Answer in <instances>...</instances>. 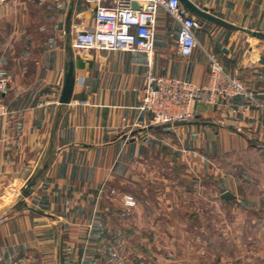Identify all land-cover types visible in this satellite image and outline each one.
<instances>
[{"label":"crops","instance_id":"1","mask_svg":"<svg viewBox=\"0 0 264 264\" xmlns=\"http://www.w3.org/2000/svg\"><path fill=\"white\" fill-rule=\"evenodd\" d=\"M192 1L237 29L226 40L227 27L204 20L194 53L181 57L175 51L178 25L161 10L149 67L140 51L73 46L76 32L95 22L94 5L85 0H7L0 16V69L12 72L13 81L3 96L8 112L0 118V206L21 193L43 160L49 162L25 198L27 206L0 219V264H90L81 244L94 237L90 229L97 221L111 226L116 204L106 196L113 189L144 196L149 164L153 180L167 182L169 205L193 168L224 175L223 165L231 163L237 188L254 173L264 178V38L253 33L264 32V0ZM210 55L252 97L239 95L231 105L193 102L194 119L153 124L140 109L147 71L202 85L209 80ZM70 62L74 88L63 104ZM160 160L169 166L166 177L158 171Z\"/></svg>","mask_w":264,"mask_h":264},{"label":"rangeland","instance_id":"2","mask_svg":"<svg viewBox=\"0 0 264 264\" xmlns=\"http://www.w3.org/2000/svg\"><path fill=\"white\" fill-rule=\"evenodd\" d=\"M160 162L158 171L166 177L169 166ZM207 168H193L169 205L167 182L153 180L149 164L143 179L146 194H119L113 189L106 196L116 204L110 212L111 226L97 221L90 229L94 237L81 244V253L90 264H264V178L254 173L237 188L230 176L231 163L223 165L224 175ZM139 203L143 211L137 209ZM99 215L96 212V220L102 218Z\"/></svg>","mask_w":264,"mask_h":264},{"label":"built area","instance_id":"3","mask_svg":"<svg viewBox=\"0 0 264 264\" xmlns=\"http://www.w3.org/2000/svg\"><path fill=\"white\" fill-rule=\"evenodd\" d=\"M94 5V25L76 32L73 46L98 50H134L147 55L149 67L155 49L157 18L166 11L178 25L176 53L188 57L194 53L199 41L196 29L201 26L199 18L190 13L181 0H85ZM7 0H0V16ZM209 80L199 85L168 74L148 70L144 77L142 111L148 112L153 124H173L190 121L197 111L193 102L205 105L227 104L244 95L252 97L242 80L229 74L215 55H210ZM13 81L9 70L0 69V118L8 112L4 93ZM87 103V100H78ZM246 104L241 112L249 110ZM8 264H22L12 259Z\"/></svg>","mask_w":264,"mask_h":264},{"label":"water","instance_id":"4","mask_svg":"<svg viewBox=\"0 0 264 264\" xmlns=\"http://www.w3.org/2000/svg\"><path fill=\"white\" fill-rule=\"evenodd\" d=\"M182 4L192 13H194L202 23L204 20H209L212 22H215L219 25L225 26L228 28L227 34H226V40L229 39V36L232 32V30L237 29V27L224 20L218 15L213 14L207 6H199L192 0H181ZM70 24H71V12L68 13L67 19H66V25L67 30H70ZM255 36L264 38V32L260 30H256L253 32ZM73 88H74V73H73V63L70 62L68 66V70L66 72L64 86L62 89V93L60 96V102L65 104L69 103L72 99L73 94ZM183 121H178L173 124H182ZM49 160H43L41 164L37 167L36 171L34 172L33 176L29 179V181L26 183L25 187L22 189L21 193L14 198L12 201L7 202L0 206V219L7 216L9 211L13 208L26 205L27 202L25 198L28 196V194L34 189V186L38 183L40 178L42 177L45 169L48 166ZM33 209V207H30Z\"/></svg>","mask_w":264,"mask_h":264}]
</instances>
